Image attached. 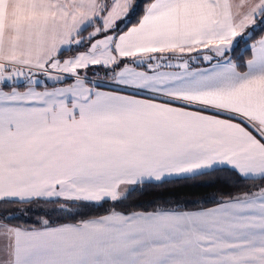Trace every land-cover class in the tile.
Listing matches in <instances>:
<instances>
[{
	"label": "snow or ice",
	"instance_id": "1",
	"mask_svg": "<svg viewBox=\"0 0 264 264\" xmlns=\"http://www.w3.org/2000/svg\"><path fill=\"white\" fill-rule=\"evenodd\" d=\"M0 264H264V0H0Z\"/></svg>",
	"mask_w": 264,
	"mask_h": 264
},
{
	"label": "trees",
	"instance_id": "2",
	"mask_svg": "<svg viewBox=\"0 0 264 264\" xmlns=\"http://www.w3.org/2000/svg\"><path fill=\"white\" fill-rule=\"evenodd\" d=\"M71 54V53H66V55ZM207 179V178H205ZM223 188L222 185H217L216 187H212L207 183L204 182H192V181H174L173 183L169 184L166 186V188H155V187H149L145 189L144 193L136 192L133 193L132 198L128 201V203H135L136 205H143V206H148L149 203L157 199L158 196L157 194L160 192H175L178 193V196H169L166 197L168 199L172 200H195L199 199L204 196L211 195L218 190H221ZM227 190V189H223ZM110 205L105 204L104 208L109 207ZM190 207L192 205H189ZM104 209H86L89 214H100L103 212ZM39 212L38 211H33L31 213H28L26 215H23L20 217L19 220L15 221V223H20V224H31L34 222L36 219H38Z\"/></svg>",
	"mask_w": 264,
	"mask_h": 264
},
{
	"label": "crops",
	"instance_id": "3",
	"mask_svg": "<svg viewBox=\"0 0 264 264\" xmlns=\"http://www.w3.org/2000/svg\"><path fill=\"white\" fill-rule=\"evenodd\" d=\"M68 55H70V54H68Z\"/></svg>",
	"mask_w": 264,
	"mask_h": 264
}]
</instances>
